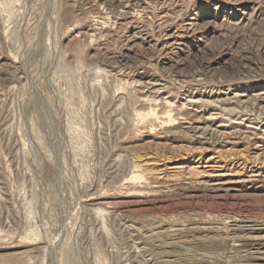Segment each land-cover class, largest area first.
<instances>
[{
	"label": "rangeland",
	"instance_id": "374dc122",
	"mask_svg": "<svg viewBox=\"0 0 264 264\" xmlns=\"http://www.w3.org/2000/svg\"><path fill=\"white\" fill-rule=\"evenodd\" d=\"M263 261L264 0H0V264Z\"/></svg>",
	"mask_w": 264,
	"mask_h": 264
},
{
	"label": "bare ground",
	"instance_id": "6f19581e",
	"mask_svg": "<svg viewBox=\"0 0 264 264\" xmlns=\"http://www.w3.org/2000/svg\"><path fill=\"white\" fill-rule=\"evenodd\" d=\"M177 120V119H176ZM264 262V261H263Z\"/></svg>",
	"mask_w": 264,
	"mask_h": 264
}]
</instances>
